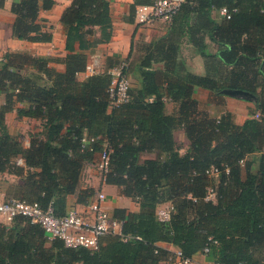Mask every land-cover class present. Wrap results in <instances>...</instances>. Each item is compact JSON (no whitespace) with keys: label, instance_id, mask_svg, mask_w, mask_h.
I'll return each mask as SVG.
<instances>
[{"label":"trees","instance_id":"1","mask_svg":"<svg viewBox=\"0 0 264 264\" xmlns=\"http://www.w3.org/2000/svg\"><path fill=\"white\" fill-rule=\"evenodd\" d=\"M150 2L135 0V11ZM53 4L14 0V35L52 40L39 12ZM215 7L227 8L230 17L217 23L211 16ZM61 21L67 50L62 71L49 58L28 52H8L0 61V91L7 92L0 107V172L22 176L7 197L52 204L57 214H65L69 195L84 204L95 194L80 187L81 175L86 162L98 161L108 145L104 180L136 198L140 210L116 207L113 216L123 222L122 234L102 236L94 250L50 239L25 216L10 225L0 220V264H160L176 256L162 242L186 257L209 247L223 264H264V0H185L169 33L143 42L128 61L129 74L133 69L140 84L131 85L128 100L116 105L110 98L111 72L77 77L88 64L84 49L112 36L110 1L73 0ZM206 34L218 44L217 52L206 51ZM184 36L203 55L205 75L182 71L178 53ZM197 87L249 92L257 110L243 123L229 110L213 116L201 108ZM167 99L178 103L175 113L166 111ZM16 101L27 103L18 108L19 116L46 121L29 147L4 121ZM178 125L189 139L185 152L174 136ZM84 137L93 140L85 144ZM145 152L156 157L141 160ZM165 202L172 205L168 220L158 216Z\"/></svg>","mask_w":264,"mask_h":264},{"label":"crops","instance_id":"2","mask_svg":"<svg viewBox=\"0 0 264 264\" xmlns=\"http://www.w3.org/2000/svg\"><path fill=\"white\" fill-rule=\"evenodd\" d=\"M13 1L3 0V3H0V61L5 58L8 52H28L49 58L50 65L62 71L65 68L64 59L67 55V50L65 48L66 30L65 25L61 21V16L73 0H54L52 8L40 10L39 21L43 29L53 34V38L50 41H30L19 39L14 35V13L11 10ZM109 1L113 21L111 38L84 49L88 55V63H96V72H115L124 61L130 62L136 56L140 43H148L164 37L169 33L171 26V23L161 22L140 25L136 21L135 6H133L135 0ZM211 16L217 23L222 22L225 18L222 8L217 7L211 10ZM95 31V34L100 36V28L95 27ZM205 44L207 52H217L218 44L210 38L209 34L205 36ZM178 61L182 71L186 72L187 70L198 75L206 74L205 59L187 36L182 38L179 46ZM157 66L161 67L163 65L159 63ZM90 74L84 70L79 72L77 77L78 79H84ZM130 77L132 86L140 84V76L133 69L130 72ZM195 95L199 99L202 109L207 110L213 116H219L229 110L233 113L237 123H243L251 116L252 111L257 110L256 98L249 92L242 90L224 89L220 93H215L209 89L197 87ZM6 101L7 92L0 91V107L5 105ZM26 106L27 103L16 101L13 107L5 113L4 121L10 134L18 137L24 147H29L34 136L43 134L46 121L25 115L19 116L18 108ZM177 107V102L171 99L166 100V111L168 113H175ZM174 136L177 143L180 140L184 142L183 146H179L183 149L181 152H185L189 147V139L182 126L178 125L175 128ZM155 157V152L141 154V160ZM18 163L19 165H24V162L20 163L19 159ZM21 180L22 176L15 173L0 172V200L7 197V190L10 185L17 184ZM80 187L92 188L95 193L103 191L106 194L103 205L111 214H113L116 207L128 208L133 212L140 210V203L136 198L123 195L119 186L105 182L98 161L86 162L81 175ZM170 205V202H165L160 207ZM73 206L82 207L83 204L77 202L76 195H69L67 207ZM0 220L9 224V221L3 215H0ZM161 245L175 252L179 250L178 247L171 243L162 242ZM213 260L212 254L197 252L193 255L191 264H206ZM160 264H171V261H162Z\"/></svg>","mask_w":264,"mask_h":264},{"label":"built area","instance_id":"3","mask_svg":"<svg viewBox=\"0 0 264 264\" xmlns=\"http://www.w3.org/2000/svg\"><path fill=\"white\" fill-rule=\"evenodd\" d=\"M185 0H151L150 3L139 4L136 7V21L140 25L153 24L155 22L171 23L174 16L180 10ZM225 17H230L227 8L223 7ZM86 71L93 74L96 72V63L90 62ZM113 79L110 85V98L113 105L125 102L129 98L131 86L129 74V62L124 61L118 70L111 72ZM258 115V114H257ZM93 138L84 137L83 142L90 143ZM111 148L105 145L99 153V167L102 172L107 171L110 161ZM23 163L22 158L19 159ZM106 194L103 191L95 193L92 198L82 207H70L65 214L56 213L55 207L49 204L43 207L37 201H29L17 197H5L0 200V215L9 222L16 216H25L34 223H38L50 238L62 239L69 247H86L97 249L102 236L113 233L122 234L123 222L113 216L103 205ZM172 212V205L158 208V216L162 220H168ZM140 238V236H136ZM125 239H128L126 236ZM203 252L209 254V247ZM192 257H186L181 250L176 251V256L171 264H191ZM206 264H223L217 260Z\"/></svg>","mask_w":264,"mask_h":264},{"label":"rangeland","instance_id":"4","mask_svg":"<svg viewBox=\"0 0 264 264\" xmlns=\"http://www.w3.org/2000/svg\"><path fill=\"white\" fill-rule=\"evenodd\" d=\"M140 45H142V43H140ZM137 55H138V52H137ZM130 82L132 83V80H131V77H130ZM184 142L183 141H178V144L180 145V146H183L182 144H183ZM180 150H183V149H180ZM210 197H213V195H210ZM8 221V220H7ZM11 224V222H9V225Z\"/></svg>","mask_w":264,"mask_h":264}]
</instances>
